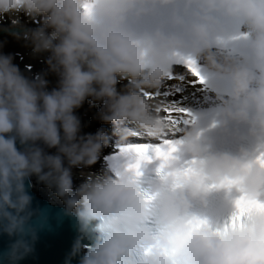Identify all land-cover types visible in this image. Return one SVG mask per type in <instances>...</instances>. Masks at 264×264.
I'll list each match as a JSON object with an SVG mask.
<instances>
[{"label":"clouds","instance_id":"clouds-1","mask_svg":"<svg viewBox=\"0 0 264 264\" xmlns=\"http://www.w3.org/2000/svg\"><path fill=\"white\" fill-rule=\"evenodd\" d=\"M156 5L168 17L143 26ZM0 31L46 65L30 77L0 52V234L11 241L0 264L34 252L32 177L75 221L65 264H264V210L227 229L189 211L210 191L235 190L234 211L241 196L264 200V0H0ZM176 65L214 95L218 119L206 129L162 92ZM85 102L110 135L82 134ZM169 107L194 123H172ZM229 124L246 126L252 151L213 150L206 132ZM170 134L180 139L151 159L131 143ZM110 139L123 151L74 186L72 170L95 165Z\"/></svg>","mask_w":264,"mask_h":264},{"label":"water","instance_id":"water-1","mask_svg":"<svg viewBox=\"0 0 264 264\" xmlns=\"http://www.w3.org/2000/svg\"><path fill=\"white\" fill-rule=\"evenodd\" d=\"M0 36L11 37L3 31H0ZM25 187L32 198L31 208L35 215L30 223L36 231L37 240L33 254L20 264H65L72 244L78 238L74 219L64 215L63 203L52 191L45 190L43 184L30 178ZM10 243L7 236L0 234V257ZM71 264H77V260L73 259Z\"/></svg>","mask_w":264,"mask_h":264},{"label":"bare ground","instance_id":"bare-ground-1","mask_svg":"<svg viewBox=\"0 0 264 264\" xmlns=\"http://www.w3.org/2000/svg\"><path fill=\"white\" fill-rule=\"evenodd\" d=\"M20 20L21 22L26 23V26L28 28H35L40 24L39 18L26 20V18L21 16ZM28 51H29L28 54L31 57V62L37 63L36 65L37 68L36 70H34V74L37 75L45 71L46 70L45 57L33 56L30 48H28ZM23 55L24 54L22 53L21 56ZM22 63H23V65H21L22 71L24 73H28L27 68L25 67L28 64L24 63V61H22ZM184 73L185 71L174 69L173 78L166 81L165 85L163 86L162 92L166 93V99L169 103L174 104L183 109H186L185 108L186 106H192L193 108H198L199 106H214L217 104L213 96L206 95L205 93L200 92V88L196 84H194V86L192 87L190 85L192 78L185 77ZM47 79L49 81V88L54 87L56 83V78L52 75H49ZM212 101H214V103H211ZM81 108L85 109V111L79 109L76 111L75 114L79 117L81 121L82 134L95 133L97 129L104 128L107 131V133L110 135L109 133L110 125L101 124L98 120L94 118L99 108L98 105L92 109H89L87 102H85V104ZM170 135H175V134H170ZM133 140L148 141L151 139H146L143 136L138 135ZM119 146L120 145L118 144L117 141H115L114 139H110L109 146L103 150L101 154V158L98 160V162L95 165L87 169H73L72 171H73L74 186L82 182L84 177L81 176V173H84V176H94L100 174L106 167L107 159L114 156ZM32 178L37 182L35 177ZM45 190L50 191L46 187Z\"/></svg>","mask_w":264,"mask_h":264},{"label":"snow or ice","instance_id":"snow-or-ice-1","mask_svg":"<svg viewBox=\"0 0 264 264\" xmlns=\"http://www.w3.org/2000/svg\"><path fill=\"white\" fill-rule=\"evenodd\" d=\"M187 68L189 71L192 72L194 76H199L197 69L193 66V62H187ZM199 82H203L202 78H200ZM174 105V104H173ZM166 113L171 116V122L174 124H188L194 123V117L192 119H187L186 117L190 114L187 113L185 110L176 108V107H169L166 109ZM173 143L167 139H165L162 144L158 146H144V145H136L137 151L143 154L144 159H151L152 156L150 154L155 153L157 155L166 154L165 148L167 146L172 145ZM123 151L122 148L119 149V152ZM257 162L264 166V154H261L260 157L257 158ZM230 187V185H229ZM264 210V200H248L244 196L239 197L235 201V211L228 223L225 224V228L231 224L235 226L238 223H242L243 220L248 217L249 215L253 214L256 210Z\"/></svg>","mask_w":264,"mask_h":264},{"label":"rangeland","instance_id":"rangeland-1","mask_svg":"<svg viewBox=\"0 0 264 264\" xmlns=\"http://www.w3.org/2000/svg\"><path fill=\"white\" fill-rule=\"evenodd\" d=\"M0 45H2L0 46V52L4 54H10L11 56L16 55V52L18 50L28 49V47L24 45V42L22 40L17 41L11 37H0ZM16 66L18 67V69L20 68L18 65ZM34 76L35 74L31 73V77Z\"/></svg>","mask_w":264,"mask_h":264}]
</instances>
